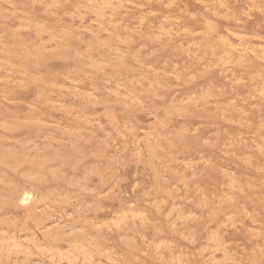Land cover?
Returning a JSON list of instances; mask_svg holds the SVG:
<instances>
[{
  "label": "rangeland",
  "instance_id": "1",
  "mask_svg": "<svg viewBox=\"0 0 264 264\" xmlns=\"http://www.w3.org/2000/svg\"><path fill=\"white\" fill-rule=\"evenodd\" d=\"M0 264H264V0H0Z\"/></svg>",
  "mask_w": 264,
  "mask_h": 264
}]
</instances>
